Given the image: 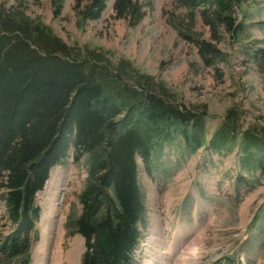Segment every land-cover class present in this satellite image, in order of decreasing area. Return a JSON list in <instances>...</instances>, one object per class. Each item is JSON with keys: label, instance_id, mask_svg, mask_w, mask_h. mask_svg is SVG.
<instances>
[{"label": "trees", "instance_id": "16d2710c", "mask_svg": "<svg viewBox=\"0 0 264 264\" xmlns=\"http://www.w3.org/2000/svg\"><path fill=\"white\" fill-rule=\"evenodd\" d=\"M177 1L186 8L203 5L202 0ZM106 2L75 0L73 10L81 21H96ZM237 2L204 4L200 14L210 41H195L204 65L221 56L218 26L230 35L239 31L232 11ZM52 4L57 17L60 2ZM112 10L131 27L145 16L138 0H114ZM106 54L69 46L39 19L0 5V200L12 227L0 238V260L8 264L30 263L40 212L36 194L70 153L73 162L85 155L88 164L77 196L81 213L69 224L83 239L80 264H134L144 216L138 160L146 165L174 135L185 152L237 147L242 154H264V130L238 134L235 110L223 116L208 140L205 105L177 101L154 76L126 59L112 62ZM252 59L264 83V46ZM254 164L264 174V161Z\"/></svg>", "mask_w": 264, "mask_h": 264}, {"label": "rangeland", "instance_id": "374dc122", "mask_svg": "<svg viewBox=\"0 0 264 264\" xmlns=\"http://www.w3.org/2000/svg\"><path fill=\"white\" fill-rule=\"evenodd\" d=\"M52 1L61 5L57 17ZM138 1L145 16L133 27L114 18V0H107L96 21L79 20L75 0H0V5L39 19L69 46L104 51L112 62L130 61L187 106L205 105L208 140L229 110L237 114L238 134L264 130V83L252 59L255 49L264 46V0L233 4L240 29L230 35L217 27L221 56L210 66L202 63L195 46L197 40L210 41V28L200 14L207 0L193 8L177 0ZM246 156L250 158L243 161ZM257 159L264 161V154H242L237 147L185 152L181 138L174 135L146 165L138 160L144 216L134 264H165L167 252L182 264H264V174L254 164ZM87 167L85 155L75 163L70 153L64 165L52 168L36 194L40 214L29 264H54L52 253L42 257L38 249L44 246L52 252L59 235L61 254L66 257L76 248L69 263L80 264L83 239L69 224L81 213L77 196ZM11 230L0 200V238ZM0 264L8 263L1 259Z\"/></svg>", "mask_w": 264, "mask_h": 264}, {"label": "bare ground", "instance_id": "6f19581e", "mask_svg": "<svg viewBox=\"0 0 264 264\" xmlns=\"http://www.w3.org/2000/svg\"><path fill=\"white\" fill-rule=\"evenodd\" d=\"M40 222V220H39ZM39 226V224H38ZM54 227V228H53ZM56 230V227L55 225L53 224L52 225V231L54 232ZM64 233V232H63ZM60 240V235L58 236V241ZM58 241L57 243L55 244L54 246V249H52V252H50L46 247L44 246H40L39 249H38V254L40 256H45L47 254H51L52 253V257H53V263L54 264H61L63 260H66V262L68 261L69 262H72L76 256L77 253H75V249L76 248H72L68 254L66 255V257H64L61 252L59 251L58 249ZM194 253V252H192ZM187 260V259H185ZM188 261V260H187ZM166 263H169V264H182L181 260L179 258H175L173 257V255L170 253V252H167L166 253ZM40 263H43L42 261H40ZM165 263V264H166ZM70 264V263H69Z\"/></svg>", "mask_w": 264, "mask_h": 264}]
</instances>
